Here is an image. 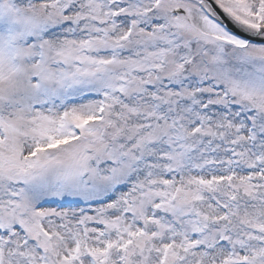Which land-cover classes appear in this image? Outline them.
<instances>
[{
  "label": "rangeland",
  "instance_id": "rangeland-1",
  "mask_svg": "<svg viewBox=\"0 0 264 264\" xmlns=\"http://www.w3.org/2000/svg\"><path fill=\"white\" fill-rule=\"evenodd\" d=\"M8 1L0 0V264H264V68L248 82L236 75L246 58L264 60V46L230 36L185 0H130L114 22L105 0ZM219 1L248 28L264 27V0ZM177 7L186 16L173 17ZM173 30L182 50L150 75V46ZM190 47L187 72L179 62ZM150 95L158 104L149 107ZM163 102L169 116L160 121ZM160 140L168 160L145 169ZM198 145L213 151V176L186 170L182 180L175 167ZM219 235L228 243L216 244Z\"/></svg>",
  "mask_w": 264,
  "mask_h": 264
},
{
  "label": "water",
  "instance_id": "water-1",
  "mask_svg": "<svg viewBox=\"0 0 264 264\" xmlns=\"http://www.w3.org/2000/svg\"><path fill=\"white\" fill-rule=\"evenodd\" d=\"M206 2L208 6L210 5L209 11L211 14L229 32L242 39L258 44H264V31H260L259 33L249 32L228 18L226 14L212 0H206Z\"/></svg>",
  "mask_w": 264,
  "mask_h": 264
},
{
  "label": "trees",
  "instance_id": "trees-1",
  "mask_svg": "<svg viewBox=\"0 0 264 264\" xmlns=\"http://www.w3.org/2000/svg\"><path fill=\"white\" fill-rule=\"evenodd\" d=\"M180 136L186 138L187 136V132H182L180 134ZM157 148L158 150L156 151H153V155L155 156V159L156 161L158 160H163V159H168L167 156H161L159 154V150L161 149L159 144L155 145L154 146V149ZM209 154H207V152H204L202 149H197L191 159V162H190V165H189V168L191 171H193L194 169H198L199 173L201 174H207L208 170L204 168V165L206 163H208V160H209ZM187 174H185L183 177H186ZM190 177H194V176H191V174H189L188 178Z\"/></svg>",
  "mask_w": 264,
  "mask_h": 264
}]
</instances>
